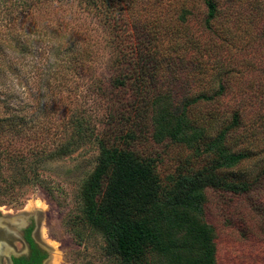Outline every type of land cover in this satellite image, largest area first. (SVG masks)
<instances>
[{
  "label": "rangeland",
  "instance_id": "374dc122",
  "mask_svg": "<svg viewBox=\"0 0 264 264\" xmlns=\"http://www.w3.org/2000/svg\"><path fill=\"white\" fill-rule=\"evenodd\" d=\"M119 2L113 3L117 14L111 20L114 13L103 15L102 5L82 0H44L24 13L14 0H0V121L7 115L31 120L24 125L25 132L36 129L43 144L49 124L68 113L65 107L77 105L97 131L104 132L115 124L107 104L111 66L116 64L112 61L117 58L120 66L130 63L144 70L141 81L148 96L168 94L175 107L191 96H212L188 107L193 121L212 135L237 112L240 125L226 143L250 156L221 173L254 177L264 166L262 1L219 0L221 15L210 30L203 25L201 0ZM250 12L258 13L257 20H251ZM12 34L19 35L15 41L24 47L12 43ZM75 56L78 66L83 62L82 70H68L69 79L55 85L52 73L63 74V64ZM222 80L223 94L214 97ZM97 81L103 82L104 91L96 95L92 87L99 85ZM18 137L9 145L1 141V147H27L29 138L18 142ZM135 146L156 161V173L164 183L180 169L207 164L191 148L171 141L157 143L143 136ZM96 155L92 140L63 158L46 161L40 175L47 178L44 189L26 185L16 198L0 201L5 212H38L36 236L48 249L45 264H117L104 251L101 235L79 219L78 189L93 169ZM204 194L202 216L213 229L215 264H264V174L238 197L211 189Z\"/></svg>",
  "mask_w": 264,
  "mask_h": 264
},
{
  "label": "trees",
  "instance_id": "16d2710c",
  "mask_svg": "<svg viewBox=\"0 0 264 264\" xmlns=\"http://www.w3.org/2000/svg\"><path fill=\"white\" fill-rule=\"evenodd\" d=\"M14 1L22 6L19 9L24 13L44 0ZM115 1L120 3L119 0H82L87 5H102L103 15L114 13L111 20L117 14ZM201 1L203 25L210 30L221 15L219 0ZM259 1L264 4V0H253ZM185 12L188 13L186 9ZM250 14L251 20H257L258 13ZM11 37L14 45L24 47L21 41H15L19 35ZM68 50L74 49L69 46ZM78 52L85 56L80 50ZM78 59L75 56L70 63L67 60L62 67L63 74L52 73L55 85L69 79L68 70H82L83 62L78 66ZM53 61L55 64L63 62ZM114 62L108 81L110 103L107 105L110 121L115 124L104 132L97 131L93 120L77 105L71 109L65 107L68 113L64 112L63 118L49 124L48 140L43 144H39L40 134L36 129L25 132L24 125L32 124L31 120L13 115L1 119L0 143L7 140L4 145H9L17 135L18 142L29 140L25 142L27 147L13 144L3 149L0 144V201L16 198L26 185L44 189L47 178L40 175L46 161L63 158L94 140L97 146L95 165L78 189L79 219L81 224L101 235L104 251L115 263L215 264L213 229L202 216L205 190L238 197L248 192L264 174V166L247 179L231 171L221 173L223 168L231 170L250 156L246 150H231L226 143V137L240 125L239 114L233 112L229 122L212 135L188 114L191 104L208 102L212 96H191L182 106L175 107L168 94L148 96L145 93L141 81L144 70L130 63L120 66L117 58ZM222 81L217 84L214 97L223 94ZM97 82L99 85L92 87L96 95L104 91L103 82ZM113 97L116 100L113 101ZM144 118L148 120L146 123ZM143 136L157 143L167 140L189 147L196 158L204 159L207 164L196 169H180L164 183L156 173V161L135 146ZM206 157H210L209 160Z\"/></svg>",
  "mask_w": 264,
  "mask_h": 264
},
{
  "label": "water",
  "instance_id": "95a60500",
  "mask_svg": "<svg viewBox=\"0 0 264 264\" xmlns=\"http://www.w3.org/2000/svg\"><path fill=\"white\" fill-rule=\"evenodd\" d=\"M29 217H32L37 227L40 215L37 212L18 210L15 212L2 211L0 209V263H8L10 255H17L16 242H22L21 230L26 226ZM38 229V227H37ZM38 241V240H37ZM44 248L45 244L38 241Z\"/></svg>",
  "mask_w": 264,
  "mask_h": 264
},
{
  "label": "flooded vegetation",
  "instance_id": "af4514ba",
  "mask_svg": "<svg viewBox=\"0 0 264 264\" xmlns=\"http://www.w3.org/2000/svg\"><path fill=\"white\" fill-rule=\"evenodd\" d=\"M26 226L21 230L22 242H16L17 255H10L8 263L1 261L0 264H45L48 249L42 247L37 241V227L32 217H29ZM19 262H16L18 261Z\"/></svg>",
  "mask_w": 264,
  "mask_h": 264
}]
</instances>
